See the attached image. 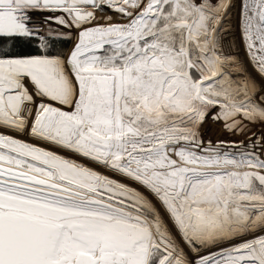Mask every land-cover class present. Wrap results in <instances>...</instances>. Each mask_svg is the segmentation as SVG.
Returning a JSON list of instances; mask_svg holds the SVG:
<instances>
[{
    "label": "snow or ice",
    "instance_id": "obj_1",
    "mask_svg": "<svg viewBox=\"0 0 264 264\" xmlns=\"http://www.w3.org/2000/svg\"><path fill=\"white\" fill-rule=\"evenodd\" d=\"M0 264H264V0H0Z\"/></svg>",
    "mask_w": 264,
    "mask_h": 264
},
{
    "label": "rangeland",
    "instance_id": "obj_2",
    "mask_svg": "<svg viewBox=\"0 0 264 264\" xmlns=\"http://www.w3.org/2000/svg\"><path fill=\"white\" fill-rule=\"evenodd\" d=\"M67 47L70 49L71 48V43L67 45ZM206 127L209 128V133L208 135L211 136L213 140L216 139H227L228 137L224 134L221 133L220 127L218 125H207ZM257 129H253V131H256ZM232 139H243V137H232Z\"/></svg>",
    "mask_w": 264,
    "mask_h": 264
},
{
    "label": "trees",
    "instance_id": "obj_3",
    "mask_svg": "<svg viewBox=\"0 0 264 264\" xmlns=\"http://www.w3.org/2000/svg\"><path fill=\"white\" fill-rule=\"evenodd\" d=\"M72 46V45H71Z\"/></svg>",
    "mask_w": 264,
    "mask_h": 264
}]
</instances>
